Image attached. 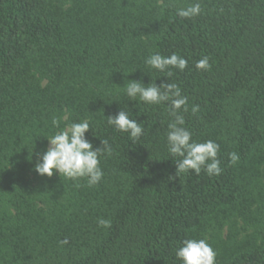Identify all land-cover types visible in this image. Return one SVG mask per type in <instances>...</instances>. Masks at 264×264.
Segmentation results:
<instances>
[{
  "label": "trees",
  "instance_id": "1",
  "mask_svg": "<svg viewBox=\"0 0 264 264\" xmlns=\"http://www.w3.org/2000/svg\"><path fill=\"white\" fill-rule=\"evenodd\" d=\"M194 2L0 0V264H180L188 238L206 239L216 264H264V0L176 15ZM155 52L187 67L166 77L145 64ZM130 80L181 88L192 138L220 145L219 175H176L168 103L128 101ZM121 109L143 127L138 143L106 124ZM54 117L88 120L94 148L109 140L99 184L34 171Z\"/></svg>",
  "mask_w": 264,
  "mask_h": 264
},
{
  "label": "clouds",
  "instance_id": "2",
  "mask_svg": "<svg viewBox=\"0 0 264 264\" xmlns=\"http://www.w3.org/2000/svg\"><path fill=\"white\" fill-rule=\"evenodd\" d=\"M201 12L199 0L176 9V15L184 19L195 18ZM145 64L164 73L166 77H170L172 69L184 71L188 62L177 53L165 56L155 52L145 59ZM195 67L197 70L210 69L209 58L204 56L196 62ZM120 87L128 101L143 102L152 106L168 103L171 119L167 122V152L176 164L177 176L180 173L190 172L199 175L201 171L208 176L221 173V161L218 158L220 145L213 140L197 142L192 138V132L185 126V118L182 114L189 110L188 98L182 95L181 88L176 83L162 82L158 85L152 81L145 84L141 80H130ZM198 110L199 105L191 107L193 114ZM106 118V124L117 132L126 134L128 141L138 143L144 134L141 124L130 118L125 110L121 109L117 114ZM52 125L60 130L48 135V146L42 153L37 154L38 159L34 165V171L40 176L49 178L55 173L61 178L74 182L83 179L89 187L99 184L104 177L101 158L110 157L113 154L109 140L100 139L101 146L94 148L85 135L91 129L90 122L86 119L66 124L61 129L60 121L54 117ZM228 155L231 164L239 160L235 152ZM97 223L104 228L111 227L110 220L99 219ZM175 255L180 264H216V252L206 239H185L176 249Z\"/></svg>",
  "mask_w": 264,
  "mask_h": 264
}]
</instances>
